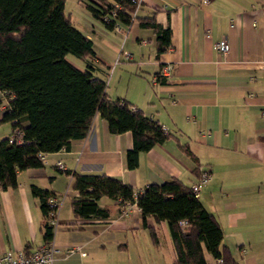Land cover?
Here are the masks:
<instances>
[{"label":"crops","instance_id":"1","mask_svg":"<svg viewBox=\"0 0 264 264\" xmlns=\"http://www.w3.org/2000/svg\"><path fill=\"white\" fill-rule=\"evenodd\" d=\"M139 2L137 13L153 11L155 21L169 29V47L157 55L151 29L135 20L107 29L80 0H63V11L91 40L92 74L105 81L106 94L163 125L187 144L194 158L168 137L140 151L136 166L126 168L123 156L131 146L130 133H110L95 113L85 136L42 153L40 166L19 170L15 187L0 189V252L27 254L45 240L32 184L63 195L51 233L59 252L51 264H172L165 223L148 215L142 223L135 203L100 197L97 206L106 208V215L73 217L69 199L77 192L63 170L104 173L139 190L171 177L188 187L207 167L210 178L197 199L219 224L221 245L238 264H264V0ZM68 5L74 8L66 9ZM110 32L116 40H110L107 55L92 39ZM220 37L228 44L225 53L213 47ZM122 50L129 58H120ZM164 63L172 66L167 76L160 72ZM123 66L130 73L125 82ZM5 105L0 92V116ZM10 129L9 121L0 122V139ZM55 161L63 169L55 168ZM148 226L155 228L156 244ZM74 245L78 250L65 256L64 250ZM202 254L205 264H219L206 250Z\"/></svg>","mask_w":264,"mask_h":264},{"label":"trees","instance_id":"2","mask_svg":"<svg viewBox=\"0 0 264 264\" xmlns=\"http://www.w3.org/2000/svg\"><path fill=\"white\" fill-rule=\"evenodd\" d=\"M135 1L80 0L107 29H112L114 21L127 26L132 20L151 29L155 54L164 52L169 47V29L155 21L153 11L137 13L140 3L136 7ZM108 10L114 12V19L102 20ZM68 54L81 60L83 68L72 64ZM91 58V40L72 25L63 11V0H0V92L6 99L0 122L9 121L22 134L20 143L0 139V189L15 187L19 170L40 166L39 153L66 148L69 140L85 136L95 113L105 120L110 133H130L131 146L123 156L126 168L136 166L140 151L168 137L194 158L178 136L163 133L161 124L126 100L109 97L105 81L92 74ZM63 173L77 192L69 199L73 217L106 215L107 209L97 206L100 197L135 203L142 223L146 215L155 223H165L174 254L172 264H205L203 249L219 259V264H238L221 245L222 230L214 216L179 179L171 177L135 190L104 173ZM30 193L38 201L47 240L51 232L46 226V198L53 193L32 184ZM179 219L184 220L181 229L176 223ZM147 229L151 243L156 244L154 226Z\"/></svg>","mask_w":264,"mask_h":264},{"label":"built area","instance_id":"3","mask_svg":"<svg viewBox=\"0 0 264 264\" xmlns=\"http://www.w3.org/2000/svg\"><path fill=\"white\" fill-rule=\"evenodd\" d=\"M133 1V0H132ZM208 0H199L200 4H205ZM136 7L140 3L139 0L135 1ZM108 15V16H107ZM107 15H102V20L106 19H114V12L112 10L107 11ZM120 24L117 21L113 22L112 29L117 30ZM213 47L219 53H225L228 49L227 41L224 37H220L217 41L213 43ZM124 58H129V54L126 53ZM172 70V66L170 63H164L160 67V72L162 75L167 76L170 74ZM160 130L163 133H166L167 130L163 125H160ZM8 142L13 143H20L22 140V134L19 128L11 127L10 133L7 136ZM40 159L42 158V153L38 154ZM54 167L57 169H63L62 164L59 161H55ZM210 178V169L204 168L199 171L197 177L194 181H192L189 186L188 190L191 196L196 197L198 196L201 187L209 180ZM63 195L62 194H51L46 198V205L48 206V210L46 212V226L49 227L50 232L52 233L55 226L58 224L56 215L59 208V205L62 201ZM177 225L181 229L184 225V220L179 219L177 220ZM52 238H48L44 240L43 243L37 246L32 251L28 252L27 254L16 253L12 254L11 252H0V264H51L54 256L59 252V247L54 245L51 240ZM78 250L77 246H68L64 250V255H68L74 251ZM219 262V259H217Z\"/></svg>","mask_w":264,"mask_h":264},{"label":"rangeland","instance_id":"4","mask_svg":"<svg viewBox=\"0 0 264 264\" xmlns=\"http://www.w3.org/2000/svg\"><path fill=\"white\" fill-rule=\"evenodd\" d=\"M69 6V5H68ZM66 9H73L74 7H71V6H69V7H65ZM81 27H79V29H80ZM98 33V32H97ZM92 34V33H91ZM99 35H100V33H98ZM110 35L111 36H97L96 34H93V44H94V46H95V48L96 49H98V48H103L105 51H107V55H110V47H109V42H110V40L113 42V41H115L116 39H115V37L113 36V35H115V33L114 32H110ZM127 52L126 51H124V50H122V52L121 53H118V55H120V58H122L123 59V56L126 54ZM115 55V54H114ZM66 58L72 63V64H74L76 67H78V68H83V63H82V61L81 60H78L77 58H75L74 56H72V55H66ZM119 63H121V62H119ZM122 63H129L128 61L126 62V61H124V62H122ZM110 64H111V62H110ZM118 68V67H117ZM122 68H124V70L121 72V80L123 81V82H125V81H127L128 79H129V71L126 69V67H122Z\"/></svg>","mask_w":264,"mask_h":264}]
</instances>
